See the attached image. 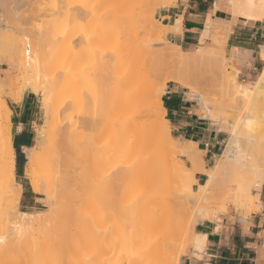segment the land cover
Here are the masks:
<instances>
[{
    "label": "bare ground",
    "instance_id": "obj_1",
    "mask_svg": "<svg viewBox=\"0 0 264 264\" xmlns=\"http://www.w3.org/2000/svg\"><path fill=\"white\" fill-rule=\"evenodd\" d=\"M67 1L66 10L58 7L47 13L50 18L46 19L45 29L33 26L31 18L17 15V19L19 16L25 22L13 19L16 14L12 12V16L11 11L12 18L9 14L7 17L12 24L0 19V23L7 22L0 26V32L8 27L28 30L25 32L33 39L26 46L25 38H21L20 46L16 42L8 50L9 57L5 60L9 68L0 73V90L14 72L33 64L34 77L26 82L25 91L42 95L48 121L26 151L24 171L33 190L45 194L56 205V216L54 212L44 216L37 210L19 208L24 188L16 180L13 124L9 109L0 107V264H76L77 251L83 246L89 248V258L84 264H180L185 236L190 237L187 244L195 249L204 248L206 236L196 230V225L203 223L205 212L200 203L214 192L220 176L228 173L230 167L234 170L235 166H248L252 177L250 181L236 182L231 192L233 204L241 207L251 204L259 209L261 195L253 193L252 188L261 189L264 168L259 171L250 162L242 149L244 143L241 144L242 130L246 129L243 128L251 126L256 117H249L251 124L245 119L231 123L224 115L221 117L224 124H230V136L217 162L205 169L198 142L175 140L172 136L163 95L169 81L190 89L198 94L204 110L202 116L210 120L220 119L218 112H214L218 104L211 99L213 95L210 97L195 86V77L188 70L191 61L185 56L189 53L180 45L173 43L175 49L162 52L164 58H169L167 70L154 64L150 42L130 40L136 31L149 35L161 32L154 24L134 25L126 31L128 41L121 51H112L104 61L103 79L89 92L93 103L107 97L102 101L105 104L78 111L85 97L77 89L68 91L80 82V77L77 72L65 73L55 62L56 27L63 24L79 33L91 28L94 14L88 6L97 0ZM175 1L159 0L157 5L164 7ZM229 3L235 16L264 19V0H229ZM151 10L153 17L155 9ZM210 25L200 44L215 30ZM159 26L164 35L170 30L169 25ZM222 40L217 37L218 42ZM202 46L190 53L194 64L212 61L219 53L224 58L221 48ZM260 52L264 60V47ZM211 71L213 79L220 80L226 96L242 93L249 98H264V67L253 85L242 88L237 85V77L230 76L223 65ZM163 75L164 82H159ZM212 104L216 105L213 110ZM218 106L221 111V104ZM180 153L189 157L191 168L174 159L173 155ZM202 171H206L207 177L200 183L196 174ZM193 213L200 216L190 221ZM77 234L83 239L79 240Z\"/></svg>",
    "mask_w": 264,
    "mask_h": 264
},
{
    "label": "rangeland",
    "instance_id": "obj_2",
    "mask_svg": "<svg viewBox=\"0 0 264 264\" xmlns=\"http://www.w3.org/2000/svg\"><path fill=\"white\" fill-rule=\"evenodd\" d=\"M66 1L67 0H0V19H7V21L9 22L8 24H10V20L12 21L11 18L12 16H14L12 14L13 12L16 14L14 16L16 18L13 17V19L19 20V22H23L24 20L22 19L23 21H20L19 16L23 17L24 19L31 18L32 20L29 21H32L31 24H33V26H38L41 29L43 27L45 29L47 27L46 19L50 18L48 14L53 12L58 7H63V10H66V7H64ZM158 1L159 0H97L95 4H90L88 6L89 10H91V12L94 14V16L91 18L92 24L89 26L91 28L84 29L83 31H81V33H79V31L72 32L63 24H60L56 27L57 34L55 62L60 66V69L65 70V73L71 71L77 72L80 77V82H76V85L74 84L75 86L73 87V90L69 89L68 91H76L77 89L84 95L85 100L81 105H78L77 109H80L78 111L85 112L89 109L94 108L95 105L100 106L105 104V102L102 101L106 100L107 97H103V99L96 100V103H93V101L89 99V92L91 90H95L98 82L103 79L104 71L106 68L104 61L108 59L112 51H115V53L121 51L124 42L128 41V39L125 38L126 31L134 25L154 24V26L157 27V30L161 31H154L158 35L155 33H151L149 35L144 31H136L135 34L133 33L131 35L130 40L135 42L139 38L150 42V47H152L154 50V64L156 65V67L163 66L164 69H167L166 62L169 60V58H164V56H162V52L171 51L173 50V48L175 49L176 47L174 44L176 43L173 44L171 41H169L166 38L167 34L164 35V30H161L162 28L159 26L160 24H162V19H158L157 12L159 8L162 7H159L157 5ZM152 8L155 9L153 12V17L151 15ZM10 11L12 16L10 14ZM145 14L147 16L146 18H143ZM7 15L11 18L7 17ZM17 15H19L18 19ZM28 23H26L25 26L30 27L31 24ZM5 24H7L6 21ZM5 24L4 22L0 23V26ZM105 25L107 26V29L105 28ZM1 30L3 31L0 32V73H4L9 68V65L6 64L5 60L7 57H9V55L7 54L8 50H10L16 42L20 46V42H22L20 41L21 38H25L26 46L32 44L33 39L28 37L30 36L28 32H25L28 30L13 29V27H8L6 29L1 28ZM200 46L205 47L206 49H212L215 46H218L219 48L224 50V58H222V55L219 53L214 55L215 57L212 61H198L194 64V62L192 61L193 58H191L192 54L190 55V53H194ZM182 49L187 54L189 53L185 56L187 57V59L189 58L188 61H191V64L189 63L188 65V70L190 74L191 72L193 73L191 77L196 78H193L195 86H198V88L202 90V92H206V94H208L210 97L213 95L211 99L213 98V101L217 102L218 105L221 104L220 107L222 108L220 111L217 109L219 107L218 105L216 108V105L212 104V110L215 107L214 112H218L217 114L219 115L220 119H216L215 121L206 119L207 123L210 124L215 130L222 131L221 143L219 144V152L215 156L214 160H212L211 165L217 162V156L225 148L226 142L230 136V124H224L221 121V117L224 115L227 119H229L231 123H233L235 120L237 122H242L243 119L248 121L250 116H255L256 119L253 124L249 126L250 128H243H246L245 130H247V132L240 129V131H243H241L243 135L240 132V134L242 135L241 137L243 138V142L241 141V144L244 143L242 145V149L243 152L246 153L247 158L251 160L250 162L252 164L257 165L259 167L258 170L261 171L262 167L264 168V98H249L245 97V95H243L242 93L228 95L230 97L229 98L228 96H226V94L222 93L219 85L220 80L218 81L213 79L211 69L217 67L219 68L221 65H223L230 76L233 77L234 75L235 77H237V85L239 86V88H242V85H253V81H255L258 76L254 77L253 79H245L242 76L240 69L236 66L235 59L230 56L228 51L226 50L225 40L218 42L217 37L214 35H211L209 37L208 42L206 40L204 44H199L193 47V49H186L183 47ZM203 67L204 69H201ZM202 72L203 74H201ZM34 73L35 69L33 67V64L24 66L19 71L14 72L12 78L6 80L3 89L0 90V107H6L10 112V101H19L23 97L26 82L33 79ZM204 74H208L209 76L207 75L206 77V75ZM201 78L202 81L200 82ZM159 82H164V75L159 78ZM177 86L178 85H176L175 83L169 81L166 85V90L170 87ZM182 88L187 91V95L189 97H193L198 101L197 103L199 107V113L202 116L204 110L201 109L202 104L200 102L198 94L190 91V89L184 87ZM212 88L214 89V91ZM27 91L29 90H26L25 92ZM37 95L40 98L42 105V117L39 125L36 128V136L43 127H46L48 121L45 110L43 108V97L40 93H38ZM262 96L264 97V95ZM224 126L225 128H223ZM239 126L241 127L243 125L240 124ZM171 133L176 140V132L173 131V127L171 128ZM244 133H246L245 136ZM252 139L255 141H253ZM173 156L176 161L180 162L185 167H192V162L189 160V157L187 155L180 153ZM235 168L238 169L236 170L233 167V169L235 170L234 171L230 167L228 169V173L226 172L221 175L216 189L213 190L214 192H212L211 195L208 194L206 199L201 201L200 205L205 208V212L203 214V222L206 220L215 219L219 213L227 212L230 205H232L236 211L244 210L246 214H249L251 211L257 210L256 205L246 204L241 207L238 205L235 206L233 204L231 192L234 190L236 182L239 180L250 181V179L252 178L250 177L251 173H248V166L246 168H239L235 166ZM27 178L28 177L25 175V171L22 174L16 172V180L18 182H21L24 188L19 208L22 210L33 212L37 210L36 212H42L44 216H49L50 213H53L54 210H56L55 203L48 200L45 194L41 192H35L32 188L31 180ZM194 188L197 189L198 185L195 184ZM262 188L263 185L260 190H257L254 187L252 188V192H259L261 194ZM226 195H228L227 199H225ZM197 214L199 213H193L194 216L191 214L190 221L194 220L193 217L200 216V214ZM53 215H55V212ZM81 218L82 217L79 215L78 220H80ZM199 225L200 224L196 225V230L199 229ZM76 236L79 238V240L83 239L82 235L80 234H77ZM189 238V236H185V242L182 243L184 245L183 247L185 248L184 254L186 253V249L192 246L191 244H187ZM88 250V247L83 246V248L77 251L76 264H84L85 261L88 260Z\"/></svg>",
    "mask_w": 264,
    "mask_h": 264
},
{
    "label": "crops",
    "instance_id": "obj_3",
    "mask_svg": "<svg viewBox=\"0 0 264 264\" xmlns=\"http://www.w3.org/2000/svg\"><path fill=\"white\" fill-rule=\"evenodd\" d=\"M157 17L170 26L166 38L186 49L199 45L206 27L211 24L215 30L204 43L211 35L223 38L226 50L245 79L259 76L264 67L260 55L264 47V19L235 16L229 0H176L172 5L159 8ZM197 102L179 86L168 88L163 96L166 118L176 132L175 137L198 142L205 169H208L219 152L222 131L215 130L200 115ZM9 106L16 172L22 174L27 162L26 151L37 137L42 105L36 93L27 91L19 101L11 100ZM206 177V171L196 174L199 182L205 181ZM260 195L261 203H264V185ZM229 207L227 212L199 225L198 230L206 236L204 248L195 250L190 246L180 264H264L261 208L246 214L244 210L236 211L232 205Z\"/></svg>",
    "mask_w": 264,
    "mask_h": 264
},
{
    "label": "snow or ice",
    "instance_id": "obj_4",
    "mask_svg": "<svg viewBox=\"0 0 264 264\" xmlns=\"http://www.w3.org/2000/svg\"><path fill=\"white\" fill-rule=\"evenodd\" d=\"M213 121H215V117H212ZM249 124H251V121H249ZM261 185H264V178L261 179ZM260 208L262 210V215H264V203H261ZM262 228H264V224L261 225Z\"/></svg>",
    "mask_w": 264,
    "mask_h": 264
}]
</instances>
